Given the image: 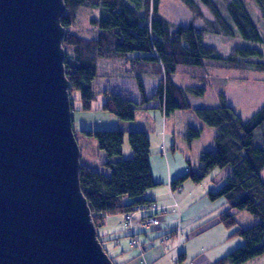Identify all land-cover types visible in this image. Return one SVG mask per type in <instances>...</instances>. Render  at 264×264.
<instances>
[{
	"label": "trees",
	"instance_id": "16d2710c",
	"mask_svg": "<svg viewBox=\"0 0 264 264\" xmlns=\"http://www.w3.org/2000/svg\"><path fill=\"white\" fill-rule=\"evenodd\" d=\"M184 2L188 9L201 15L194 3ZM200 2L213 17L208 26L196 27L191 22L171 24L160 15L159 0H64L65 11L60 22L65 28V75L69 82V94L74 90L79 93L80 109L89 110L95 98L96 91L92 82L97 77L99 58L119 59L128 65L129 69L125 71L135 78L142 104L148 100L141 77L161 78L154 98L159 100V110L168 116L176 110L190 108L187 94L201 97L205 92L204 86L181 87L173 82L171 76L180 66H202L208 61L241 67L250 62L252 57L262 55L257 48L239 46L224 56L214 47L203 44L205 33L233 35V26L242 38L261 42L244 0H229L225 15L215 0ZM82 6L101 10L99 17L90 18V24L96 29L95 37L84 38L69 31ZM253 63L259 66L261 62ZM101 94V109L113 113L121 120L134 118V109L138 107L134 101L108 90ZM217 98L219 105L215 107L194 109L204 124L216 129L214 149L202 151L198 168L192 169L189 164L190 167L182 175L171 180L170 187L176 190L187 181L198 184L214 170L230 168L227 180L217 189L207 192L209 201L219 198L226 201L227 208L217 215L218 222L226 227L234 226L235 216L240 211H246L259 220L250 227H237L232 236H240L243 243L213 264H243L264 254V178L260 175L264 168V131L256 132L264 122V106L248 119L242 120L222 94ZM72 126L74 132L93 136L99 149L106 155L103 166L109 170V174L82 163L79 172L80 188L90 208L98 239L102 243L99 231L107 225V218L122 215L125 230L128 237H131V244H134L137 232L150 225L135 226L134 221L128 222V217L142 221L153 216L161 220L159 209L140 210L155 205L145 196L148 189L156 186L150 168L147 133L141 130L77 128L73 118ZM201 133V128L188 126L184 139L191 143ZM126 135L131 156L115 160L113 158L121 154ZM176 256L181 263L183 254L176 252L172 258L174 263Z\"/></svg>",
	"mask_w": 264,
	"mask_h": 264
},
{
	"label": "water",
	"instance_id": "95a60500",
	"mask_svg": "<svg viewBox=\"0 0 264 264\" xmlns=\"http://www.w3.org/2000/svg\"><path fill=\"white\" fill-rule=\"evenodd\" d=\"M64 0H0V264H114L79 180Z\"/></svg>",
	"mask_w": 264,
	"mask_h": 264
},
{
	"label": "rangeland",
	"instance_id": "374dc122",
	"mask_svg": "<svg viewBox=\"0 0 264 264\" xmlns=\"http://www.w3.org/2000/svg\"><path fill=\"white\" fill-rule=\"evenodd\" d=\"M186 1L192 2V4L194 3L201 15L188 9L184 0H159V13L171 24H187L191 22L196 27H202L208 26V23L212 22L213 17L211 13L200 2V0ZM228 1L229 0H215L217 6L224 15L226 14V3ZM244 2L262 39L261 42L242 38L237 28L233 26L235 28L233 35L212 32L205 33L203 44L214 47L224 56L230 54L235 47L239 46L257 48L262 55L260 57H252L250 62L241 67H229L227 65L207 61L202 64V66H180L177 68L176 72L171 76L174 83L181 87H205L204 95L201 97L187 94L190 108L176 110L168 116H164L157 108H151V106L155 107V105H159V100L155 99L154 96L161 78L157 79L148 76L141 77L145 96L148 100L146 104H142L141 94L139 93L135 78L132 74H130V76L129 72L125 71L129 69L128 65H126L123 60L119 59L99 58L97 59V77L92 82L96 95L92 100L91 108L89 110L80 109L81 101L79 99L78 91L74 90L71 95L69 94L71 105L74 108L72 112L74 125L77 128L85 126L97 129L145 131L150 142L149 162L154 171H157V161H160L158 157L162 158V153L158 152L161 147L162 138L159 132L164 123L167 127V131L170 132L172 130L173 132H186L188 126L201 128V139L194 141L195 143L191 146V143L185 141V134L181 135L183 138L180 137L178 139L179 142L176 144L173 152V166L177 170L179 176L190 166L192 169H197L199 166V155L201 151L213 149L215 147L214 132H216V129L204 124L196 116L194 112L195 108L215 107L219 105L217 97L222 94L226 99L225 101L233 107L241 119L246 120L257 109L264 106V0H244ZM101 14L100 8L86 6L80 7L74 22L69 27V31L84 38L95 37L96 29L90 24V18L99 17ZM254 61L261 63L257 66L253 63ZM106 90L117 92L137 104L138 107L134 109V118L132 120H121L113 113L101 109L103 101L101 92ZM262 131H264V122L260 128L256 130L257 133ZM74 135L82 155V157L80 156L81 163L99 172L109 174V170L103 166V161L106 159V155L101 149H99L96 139L93 136L86 135L80 131L74 132ZM167 151H169L168 148H166L165 152ZM170 153L171 151H169V154ZM130 156L131 148L126 135L122 145L121 154L113 159H128ZM169 157L170 156H168L167 159L171 161L172 159ZM188 160H190V163ZM164 161L166 164V158ZM229 175V167L216 169L207 176L201 186L217 189L227 180ZM261 176L264 177V171L261 172ZM235 218L236 224L234 226H224V247L230 251L243 243V239L238 235L232 236V232L237 227H250L259 220L257 217L246 211H240ZM110 228H113L111 224ZM209 239L210 241H204V237L200 236L196 240L182 244V249L184 248L188 250V262L192 258H195L197 261L200 260L215 247L212 242L213 238ZM126 242V240L125 243L123 241L122 246H126L128 244ZM171 243V241H167L164 245L166 252L172 245L173 247L177 246V242ZM102 246L105 251H107L109 258H112V252L115 249V245L112 242L108 243L106 241L102 243ZM227 253L228 252H224V255ZM172 262V256L166 257L163 260V264H175ZM243 264H264V254L250 259Z\"/></svg>",
	"mask_w": 264,
	"mask_h": 264
},
{
	"label": "crops",
	"instance_id": "0c3cea01",
	"mask_svg": "<svg viewBox=\"0 0 264 264\" xmlns=\"http://www.w3.org/2000/svg\"><path fill=\"white\" fill-rule=\"evenodd\" d=\"M151 108L159 109V105L151 106ZM159 133L162 138L158 152L162 153H160L162 158L158 157L160 161H157V171H154L150 166L156 186L148 189L145 196L158 207L161 222L138 231L134 237L135 243L131 244V237H128V232L125 230L122 215H117L107 218L106 228L103 227L99 231L100 239L102 243L107 241L115 245L112 260L116 264H163L166 257L172 256L173 258L176 252L183 254L182 264H213L224 256V252L230 251L224 247V225L217 220V215L227 207L226 201L224 198L215 201L207 199V192L212 188L201 186L206 178L198 184L187 181L182 187L176 190L171 189V180L179 176L173 166V152L179 142L178 139L183 138L181 135H184L185 132L167 131L164 123ZM201 137L193 140L191 146ZM166 148L171 151L170 154L169 151L165 152ZM168 156L172 159L171 161L167 159ZM188 162L190 163V160ZM263 171L264 168L260 171V175ZM110 224L113 226L112 229ZM200 236L204 237V241H210L209 238H213L212 242L215 247L200 260L192 258L188 262V250L182 249L181 246ZM125 240L128 244L122 246V242L125 243ZM167 241L177 242V246L173 247L172 245L166 252L164 245Z\"/></svg>",
	"mask_w": 264,
	"mask_h": 264
},
{
	"label": "built area",
	"instance_id": "2783aa9c",
	"mask_svg": "<svg viewBox=\"0 0 264 264\" xmlns=\"http://www.w3.org/2000/svg\"><path fill=\"white\" fill-rule=\"evenodd\" d=\"M146 209H150V210H157L158 209V207L157 206H155V205H151V206H149V207H143V208H141L140 210L141 211H144V210H146ZM134 221V223H135V226H140V225H143V226H145V225H157V224H159L160 222H161V220L159 219V218H157V217H146L144 220H142V221H140V220H133V217H128V222L129 223H131V222H133ZM175 264H181V263H179L178 262V257L176 256L175 257Z\"/></svg>",
	"mask_w": 264,
	"mask_h": 264
}]
</instances>
